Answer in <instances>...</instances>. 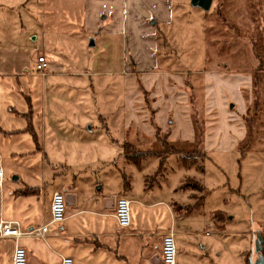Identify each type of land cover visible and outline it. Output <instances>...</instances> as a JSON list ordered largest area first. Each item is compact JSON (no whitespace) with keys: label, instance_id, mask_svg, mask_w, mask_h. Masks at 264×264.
Returning a JSON list of instances; mask_svg holds the SVG:
<instances>
[{"label":"rangeland","instance_id":"374dc122","mask_svg":"<svg viewBox=\"0 0 264 264\" xmlns=\"http://www.w3.org/2000/svg\"><path fill=\"white\" fill-rule=\"evenodd\" d=\"M38 4L39 0H0V34L6 24L3 45L10 49L0 51V59L2 53L11 56L7 69L20 70L19 59H30L39 51L49 58V69L75 72L54 77L53 85L59 103L53 116L58 120L54 128L60 134V148L67 145L63 139L75 145L72 161L80 172L74 193L91 187L98 196L105 192L103 186L114 185L107 175L109 160L102 140L106 136L122 142L128 158L138 156L132 154V147L138 153L150 150L146 155H163L170 148L182 151L145 159L141 167L143 174L150 175L146 180L137 173L134 165L138 164L118 161L120 171L131 175L134 185L139 187L144 181L152 185L149 201L191 204L189 216L181 222L187 232L197 235L174 239L176 264H247L246 257L250 264L256 263L255 241L258 235L264 238V0H212L207 12L186 0L176 4L170 21L151 19L147 31L133 27L139 14L127 3L119 13L113 7L98 30L79 27L81 10L69 7L66 11L64 4L57 3L54 12L42 15ZM43 21L57 22L53 39L42 37ZM121 23L122 38L109 37ZM100 31L104 32L101 39ZM17 57L19 62L14 60ZM209 70L221 74L212 75L213 103L207 110L203 107L204 71ZM246 80L248 87L240 86ZM173 85L188 98L175 95L170 89ZM174 96L187 98L190 108L185 117L192 124L197 122L196 129L193 124L195 138L202 128L201 143L166 138L175 128L167 124L166 109ZM133 118L141 127L130 124ZM135 130L150 132L153 139L129 141ZM186 130L184 124L176 128L183 134ZM210 134L216 139L202 158L203 137ZM11 179L7 178V185ZM193 182L204 188L194 187ZM73 207L65 206V213ZM212 211H218L214 222L225 226V231L214 227L208 217Z\"/></svg>","mask_w":264,"mask_h":264},{"label":"crops","instance_id":"0c3cea01","mask_svg":"<svg viewBox=\"0 0 264 264\" xmlns=\"http://www.w3.org/2000/svg\"><path fill=\"white\" fill-rule=\"evenodd\" d=\"M185 1L129 0L128 3L124 0H39L38 9L42 15L49 14L54 12L55 4L62 3L67 7L66 11L69 7H72L71 11L74 12L82 11L80 28L98 30L100 22L106 19V14L113 7L117 8L119 13L122 4L127 3L134 13L139 14L138 18L132 22L133 27L143 31L149 27L151 19L164 23L170 21L176 4ZM57 10H59L58 6ZM119 26H122V23L114 28V30L118 28L117 31L107 35L116 39L122 38ZM6 29L8 27L3 24V31L0 34V51L3 53L10 50L8 46L3 45ZM57 29L58 24L54 21H43L40 26L42 37L48 39H53L57 35ZM97 34L98 38L104 36V32L101 31ZM31 36L32 39L35 38V31ZM97 39L93 40L96 42ZM94 41L91 42L94 43ZM44 48L46 50V47ZM3 53L0 59V161L4 181L0 189V221L17 222L21 232L47 224L50 196L55 191L62 192L64 195L70 194L72 198L69 200L71 201L69 206L74 207L71 212H64L61 223L48 225L44 239L21 237L17 242L12 239L1 240L0 264H10L14 245L25 251L26 264H59L60 257L63 256L70 258L72 264H149L155 256L160 257L162 236L169 230L174 233V239L177 236L195 234V232H187L186 224L181 222V219L189 216L191 204L172 199L168 202L160 199L149 201L147 197L152 192V185L144 181L138 187L134 185L131 175L126 176L120 171L118 161L121 159L123 164L130 161L124 154L123 143L118 141L115 143V140L108 139L107 136L102 137V140L106 144V157L109 160L107 175L112 177L114 185L103 186L105 192L98 196L93 195L91 187L83 193L75 194L74 181L76 173L80 172L72 161V156L76 155L75 145L69 144L68 139L67 141L63 139L67 145L65 148H60V134L54 128L58 120L56 116H53V110L59 107L55 99L57 86L53 87L56 84L54 77L71 76L75 75V72L62 73L57 69H49V58L39 51L30 59L25 57L19 59L22 66L20 70L15 67L7 69V62L11 63L13 59ZM39 55L44 57L47 64L43 76L34 69L36 57ZM14 60L19 62L18 57ZM216 73L221 74L216 70L204 71V77H207L205 79L206 100L203 107L207 110H210L213 103L211 80L215 78L212 75ZM247 81H243L240 86H247ZM170 89L175 95L180 94L188 98L184 93L178 92L177 86H170ZM210 97H212L211 100H209ZM187 98L174 96L171 105L165 106L169 116L167 124L173 123L175 126L169 131L167 137L169 142L178 141L177 139L180 138L187 142L196 140L193 124L185 117L188 116L187 112L190 108ZM178 100L183 103L177 104ZM224 106L220 104L221 108ZM169 109L172 110L170 113ZM135 120L133 118L130 124L141 127L142 123H136ZM181 124L186 125L187 128L184 134L176 131L177 126ZM187 125L190 128L189 132ZM215 137L211 134L203 137L201 153L204 156L209 149L210 141H215ZM152 139V133H137L135 130L128 140L138 142ZM199 147H197L198 151ZM141 151V153L150 152L144 149ZM179 152L182 151L164 152L163 155L143 154L144 156L142 155L133 163L138 164L134 165L137 173L143 174L141 165L145 159L162 156L165 158ZM184 158L185 156L183 160ZM162 162L160 160V164ZM11 177L12 184L7 185V178ZM147 177L150 175L143 174V180ZM17 183L18 186H14ZM191 185L204 188L199 182H193ZM183 186L184 184L181 183L180 187ZM114 194H117V197L126 198L130 201V208L132 206L130 225L127 228H120L115 220L114 203L111 205L108 201L112 199L115 202L117 198H114ZM216 212L218 211L210 212L208 217L212 220L214 227L219 232H223L225 226L222 228L214 222ZM246 261H248L247 257Z\"/></svg>","mask_w":264,"mask_h":264},{"label":"built area","instance_id":"2783aa9c","mask_svg":"<svg viewBox=\"0 0 264 264\" xmlns=\"http://www.w3.org/2000/svg\"><path fill=\"white\" fill-rule=\"evenodd\" d=\"M47 68V64L42 56L36 57L35 71L41 76ZM4 174L0 161V189L3 185ZM49 221L37 228H33L21 232L19 225L15 221H0V240L12 239L14 242L21 237L44 239L47 234L49 224H59L64 219L65 200L62 193L55 191L50 196L48 205ZM114 217L120 228H127L130 225V201L124 197H118L114 202ZM176 244L174 233L167 232L162 236L161 255L162 264H176ZM10 264H26L25 251L14 245ZM59 264H72V260L68 257H60Z\"/></svg>","mask_w":264,"mask_h":264},{"label":"water","instance_id":"95a60500","mask_svg":"<svg viewBox=\"0 0 264 264\" xmlns=\"http://www.w3.org/2000/svg\"><path fill=\"white\" fill-rule=\"evenodd\" d=\"M211 4H212V0H190V5L192 7L200 8L205 12L209 11ZM91 44L93 45V42H91ZM71 198L72 196L70 194L64 195L65 206H69L71 204V201H69L71 200ZM108 201L111 203V205H113L114 200L110 199ZM260 250H261V237L260 235H258L255 241V251L258 257L256 263H252V264H263V258L260 255ZM152 264H162L160 257L155 256L154 259L152 260Z\"/></svg>","mask_w":264,"mask_h":264},{"label":"trees","instance_id":"16d2710c","mask_svg":"<svg viewBox=\"0 0 264 264\" xmlns=\"http://www.w3.org/2000/svg\"><path fill=\"white\" fill-rule=\"evenodd\" d=\"M196 123V124H195ZM194 125H195V129H196V127H197V122H195L194 121V123H193ZM202 128H200V131L197 133V135H196V140H197V142H199V143H201V141H202ZM169 134V132H167V135ZM167 135H166V138H167ZM157 139V138H156ZM165 139V138H164ZM125 149V148H124ZM170 151H175L174 149H172V148H170L169 149ZM124 152H125V150H124ZM133 152V153H132ZM132 154H134V155H138V156H135V157H133V158H131V157H127V155H125L126 156V159L128 158L129 160L128 161H130V162H133L134 161V159H136L137 157H141L142 155H143V153L141 154V153H138V151L136 150V148L135 147H132ZM200 153V152H199ZM199 153H196V154H199ZM202 156V158L204 157V155L202 154V153H200ZM134 155H132V156H134ZM146 155V154H145ZM144 156V155H143ZM197 186H198V184H196ZM260 255H261V257L264 259V238H263V236H261V250H260ZM247 264H250L248 261H247Z\"/></svg>","mask_w":264,"mask_h":264}]
</instances>
